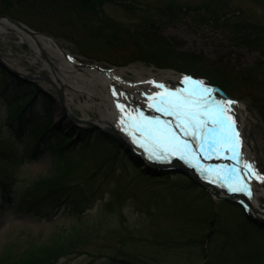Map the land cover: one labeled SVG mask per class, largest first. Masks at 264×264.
I'll list each match as a JSON object with an SVG mask.
<instances>
[{
  "label": "rangeland",
  "instance_id": "rangeland-1",
  "mask_svg": "<svg viewBox=\"0 0 264 264\" xmlns=\"http://www.w3.org/2000/svg\"><path fill=\"white\" fill-rule=\"evenodd\" d=\"M111 1L113 3L103 6L101 16L95 17L97 21L108 17L125 23L128 27L126 30H138L150 24L142 20L140 10L149 11L154 14V18L160 14L162 20L152 22L158 26L160 34L176 45L179 51L191 54V57L200 62L183 58L178 54L179 52L171 57L165 52L164 56L161 55V59L166 63L172 62L173 67H158L138 59L137 56L141 54L136 50V45L131 44L130 41L128 44L116 42V45L107 46L104 41L91 35L89 29H85L82 23L76 20V16L68 13L58 12L59 14L53 15L37 8L30 9L16 2H12L8 9L12 13H2L21 20L35 31L48 32L79 62L97 64L106 69H123V76L128 81H141L147 80L150 76H158L165 87L175 90L184 86L181 83V74H203L209 66L216 67V84L224 88L228 96L235 97L239 103L244 104V113L234 109L232 115L237 122L238 131H242L241 137L251 145L256 170L264 174V118L261 110V106L264 105V85L261 82L264 78V54L244 45L231 28L221 25L216 20L202 22L192 10L187 9L189 3H198L201 0ZM123 2L126 5L130 3L128 7L130 11H126L121 6L120 3ZM170 11L176 15L171 14ZM162 12L169 13L171 19L163 16ZM236 14L241 18L244 17L247 23L264 25V0H229L226 16ZM134 16L136 19L133 21ZM0 54L10 62H14L16 66L22 67L25 72H34L38 76H41V73L52 75L48 69L32 61V53L27 44L22 43L13 33L6 40L0 37ZM256 63L257 68L254 67ZM140 76H143V79H139ZM37 81L53 95L55 100L52 107L53 119L60 121L64 130L75 127L77 130L103 131L88 123L70 118L71 114L80 118L83 112L74 105L72 112L68 113L53 84L41 78ZM147 88L153 89L149 84ZM216 95L222 96L218 91ZM81 100L84 101L82 97ZM6 114L7 110L1 105L2 128L9 118ZM89 114L92 117L97 116L93 111H89ZM241 152L243 155V147ZM29 155L24 154L14 163L4 159L5 163H13L19 179L18 187L29 186L52 172L51 158L46 150L34 157ZM140 155L141 157L135 155L134 158L139 166L136 171L129 166L123 169L110 168L102 164L103 160L89 157L82 152H74L67 157L56 156V159L63 164L81 160L86 171L79 170L80 175L81 173L89 175L95 172L93 169H99V172L97 171L89 179L102 191L105 201L109 199L114 201L112 210L104 212L106 217L104 220L110 225L117 224L120 219L125 222L132 229L128 246L140 255L153 256L157 263L205 264L206 259H203L201 248L204 246V250L208 253L206 256H213L210 255V242L218 239L220 243L219 232L236 236L241 251L255 250L264 255V236L258 230L245 227L239 236L238 224L241 223L244 212L240 205L235 201L232 203L233 201L221 198L214 200L202 187L190 184L186 175L175 170H154L147 166L142 154ZM253 182L258 190L264 189V183L255 180ZM12 197L14 201L17 199L15 195ZM260 199L264 210V194ZM39 207L35 211L16 206L14 202L0 206V255L6 251L16 253L24 249L30 241H46L52 233L67 230L80 218L68 207L61 211L50 206ZM87 211L86 209L84 213ZM213 214L218 217L216 224L211 221ZM93 217L94 215L89 216V218ZM214 228L219 232H215ZM201 239L204 240L203 245ZM187 241L191 246L185 245ZM101 243L102 238H97L94 244L100 246ZM213 245L211 253L215 255L218 249L215 251L214 248L220 246L217 243ZM56 264L108 263L105 262L104 257H92L82 253L64 257Z\"/></svg>",
  "mask_w": 264,
  "mask_h": 264
},
{
  "label": "trees",
  "instance_id": "trees-1",
  "mask_svg": "<svg viewBox=\"0 0 264 264\" xmlns=\"http://www.w3.org/2000/svg\"><path fill=\"white\" fill-rule=\"evenodd\" d=\"M12 2L53 15L61 12L76 16V20L80 21L85 29H89L91 35L104 41L107 46L116 45V42L128 44L130 41L141 54L137 56L138 59L158 67H173L172 62L166 63L161 59L165 52L170 57L179 52L183 58L200 62L191 57V54L179 51L176 45L160 34L158 26L152 24L162 20L160 14L154 18V14L149 11L140 10L142 20L149 22L151 26L126 30L127 25L120 21L108 17L96 20L101 16L103 6L113 3L111 0H0V13H12L8 10ZM120 4L126 11H130L128 9L130 3ZM187 9L192 10L202 22L216 20L221 25L231 28L244 45L264 54V25L247 23L244 17L241 18L237 14L227 17L229 0H201L198 3H189ZM161 14L171 19L169 13ZM135 19L136 16L132 20ZM254 67L257 68L258 64H254ZM208 69L201 75L210 83L217 85L216 67L209 66ZM261 82L264 85V78ZM53 104V97L38 84L14 75L0 65V106L6 108V115L9 117L4 127L0 126V206L14 202L16 206L37 211L39 206L57 209L65 204L70 211L80 217L77 223H73L67 230L52 233L46 241H30L24 249L16 253L6 251L0 255V264H56L64 257L82 253L92 257H104L108 264H160L153 256L140 255L128 246L132 229L125 222L120 219L117 224L110 225L104 220L106 218L104 212L112 210L114 201L111 199L105 201L102 191L89 179L99 172V169H93L95 172L89 175L83 173L80 175L78 171L86 169L81 160L63 164L56 159L60 165H55V161L51 162L52 172L49 175L39 178L29 186H17L19 179L13 163L24 154H30L32 157L39 154L42 150L38 147L39 142L42 147L54 151L55 157H67L74 152H82L89 157L103 160L102 164L110 168L123 169L129 166L135 171L139 169L128 150L125 148L122 150L123 146L108 134L93 129L77 130L75 127L64 130L61 122L55 121L52 117ZM261 110L264 118V105L261 106ZM4 159L13 163H5ZM189 182L194 185L192 181ZM12 195L17 197L15 201ZM86 209L88 211L84 213ZM91 215L94 217L89 218ZM242 215L241 223L238 224L239 236L245 227L258 230L264 236L263 223L253 220L244 212ZM211 221L216 224L218 217L213 214ZM241 225L244 227H240ZM214 231L219 232L215 228ZM219 234L220 243L218 239L210 242V255L213 256H206L208 253L204 246L201 248L203 259H206L205 264H264L262 253L255 250L243 252L236 241V236L227 232ZM97 238H102L100 246L94 244ZM203 241L201 239L202 245ZM214 243L220 246L214 248L215 251L218 249L217 254L214 252L215 255L211 253ZM185 245H190V242H185Z\"/></svg>",
  "mask_w": 264,
  "mask_h": 264
},
{
  "label": "snow or ice",
  "instance_id": "snow-or-ice-1",
  "mask_svg": "<svg viewBox=\"0 0 264 264\" xmlns=\"http://www.w3.org/2000/svg\"><path fill=\"white\" fill-rule=\"evenodd\" d=\"M147 83L161 90L146 96L147 109L160 115H145L139 107L133 114L117 99L120 130L143 150L149 161L166 163L170 157H175L190 162L189 158H198L194 149L205 160L223 157L233 161L229 165L205 167L197 164L196 167L210 184H218L230 193H242L251 199V182L264 183V174L243 158L241 134L232 115V106L238 102L215 99L213 93L217 90L189 76H184L181 80L184 86L175 90H169L163 83ZM112 96L127 99L124 92L117 93L115 89Z\"/></svg>",
  "mask_w": 264,
  "mask_h": 264
},
{
  "label": "bare ground",
  "instance_id": "bare-ground-1",
  "mask_svg": "<svg viewBox=\"0 0 264 264\" xmlns=\"http://www.w3.org/2000/svg\"><path fill=\"white\" fill-rule=\"evenodd\" d=\"M12 33L17 35L22 43L27 44L32 53V61L34 63H39L42 67L48 69L52 74L50 75V79L58 87H62L63 106L65 107V109H67L68 113L72 112L74 105H76L83 112L82 117H77L76 120H78V122H93L99 127L115 131L135 152L139 154V156H141L140 154L145 156L143 150L140 149L137 145L133 144L131 138L125 132H122L120 130V113L116 109L115 100L118 99L120 103L125 104L126 111H133V114H135L134 109L139 107L145 112V115H160L159 113L155 112H153V115H151L152 111L147 109L146 101L147 95H151L155 92L161 91L151 84L149 85H151L153 89H148L147 81H155L156 83H161L160 77L150 76L149 78H147V80L128 81L123 76V69H102L95 66L78 68L75 64L76 59L57 40H54L43 34H36L35 36L30 35L29 33L24 32L18 27L12 25L7 20L2 19L0 21L1 39H8L10 34ZM69 57L74 60L69 59ZM6 61H8L11 66L23 71V68L16 66L14 62L12 63L8 59H6ZM139 79H143V76H140ZM113 89H115L117 93L124 92L127 96V99H125L124 97L114 98L112 96ZM216 92L213 93L215 99L227 98L225 95H222L221 97L217 96ZM81 97L84 99L83 102L81 100ZM232 108L233 111L234 109H236L243 113V110H245L244 104L239 102L233 105ZM89 111L97 113V116L92 117L89 114ZM162 119L171 118L162 117ZM237 130L239 129L237 128ZM240 134L242 135L241 130ZM108 135L120 143L117 138L110 134ZM241 140L242 147L244 149L243 156L245 158V161L254 163L252 158L253 156L251 154V145L248 144L246 140L243 139V137H241ZM144 160H147V158H144ZM215 161H222L225 165H229L230 163V160L223 157H221V159L215 158ZM145 163L148 164L147 162ZM154 170L159 171L160 169ZM164 171H173V169L167 168V170ZM198 178L206 182L221 196H233L240 199L244 198L243 200L246 202L251 214L259 217L264 216L262 213L263 209L260 199V196L264 194V189L258 190L255 187L253 181L250 184L253 195L252 198L249 199L242 193H230L226 189L219 187L218 184H210L207 180L202 178L200 173L198 174ZM196 185L202 187L206 191L203 186L199 184Z\"/></svg>",
  "mask_w": 264,
  "mask_h": 264
},
{
  "label": "water",
  "instance_id": "water-1",
  "mask_svg": "<svg viewBox=\"0 0 264 264\" xmlns=\"http://www.w3.org/2000/svg\"><path fill=\"white\" fill-rule=\"evenodd\" d=\"M2 19L7 20L9 23H11L12 25L18 27L19 29L23 30L24 32L29 33L30 35L35 36L36 34H43L45 36H48L52 39H54L50 34L43 32V33H39L36 32L34 30H32L31 28H29L27 25H25L24 23L20 22L19 20L7 15V14H0V21ZM56 40V39H54ZM0 65L5 68L6 70H8L9 72H11L14 75H18L23 77L26 80H31V81H36L38 80V78L41 79H45L48 82L52 83L53 86L56 88L58 95H59V99L60 101L63 103V91L62 89H60L56 84H54V82L50 79V75L47 74H42L41 76L36 75V73L34 72H25L22 71L18 68H15L13 66H11L8 61H6V59L0 54ZM70 118H75L77 119L75 116L70 115ZM89 125L96 127V128H100L102 130H104L105 132H107L108 134L114 136L115 138H117L124 146L125 148L130 151L131 153V157L134 159L135 158V154L133 153L131 147L126 143V141H124L120 135H118L115 131L111 130V129H104L102 127H99L98 125L94 124L93 122H87ZM148 167L153 168V169H157L159 166L158 165H151V164H147ZM169 168L181 172L185 175H187L190 179H192L195 183L205 187L210 193L211 195L218 199V198H223V199H227V200H235V197L233 196H221L216 190L212 189L206 182L201 181L197 175L194 173L192 168H188L184 165H182L180 162L175 161L174 163L170 164ZM264 214V213H263ZM256 220L264 223V218L263 217H254Z\"/></svg>",
  "mask_w": 264,
  "mask_h": 264
}]
</instances>
